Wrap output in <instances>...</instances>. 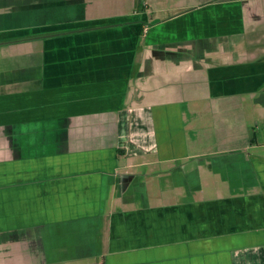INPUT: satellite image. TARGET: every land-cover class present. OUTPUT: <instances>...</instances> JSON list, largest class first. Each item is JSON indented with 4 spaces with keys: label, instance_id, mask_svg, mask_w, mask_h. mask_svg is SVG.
I'll return each mask as SVG.
<instances>
[{
    "label": "crops",
    "instance_id": "crops-1",
    "mask_svg": "<svg viewBox=\"0 0 264 264\" xmlns=\"http://www.w3.org/2000/svg\"><path fill=\"white\" fill-rule=\"evenodd\" d=\"M172 1L0 0V264H264V157L198 86L264 81V0Z\"/></svg>",
    "mask_w": 264,
    "mask_h": 264
},
{
    "label": "rangeland",
    "instance_id": "rangeland-1",
    "mask_svg": "<svg viewBox=\"0 0 264 264\" xmlns=\"http://www.w3.org/2000/svg\"><path fill=\"white\" fill-rule=\"evenodd\" d=\"M178 1L180 0H173L170 4L172 5ZM38 12L35 13L34 11H26L24 8H20L13 15L20 18H27L26 16L28 15L30 20L38 21L40 15ZM7 16L12 18L10 12L7 13ZM7 16H3V13L1 15L2 18H6ZM256 38L259 40L257 50L252 52L264 55V32L258 34ZM248 42H246V48L249 47ZM241 50H236L234 54L240 58L247 56V51ZM248 53L250 56L251 51L248 50ZM212 61L215 63V60L212 59L207 60V64H211ZM204 83L205 81H201L198 86L201 89L202 95L206 93L210 94L206 108L211 109L210 112H213V114L210 115L211 119L208 118L209 126L207 125V127L210 130L206 131V134L211 139H214L213 149L227 150L236 148L241 150L242 147L247 145L249 149H246V151L248 153L264 157V81L256 80V82L246 83L245 85L252 87L253 90L240 93V97L227 95V91L223 90V87H216L215 83L214 87L210 83V85L204 86ZM192 85L193 88L190 92L187 91V94L195 96L197 84L193 82ZM245 85H243L244 88H246ZM223 95L226 96L223 97ZM202 123H196L194 127L201 126ZM204 134L202 132L200 136L203 137L205 136ZM203 143L207 144L205 141ZM205 146L202 144L201 148L203 149ZM211 164L215 167L218 163L212 162ZM224 172H226L225 175H228L231 171L226 170ZM0 253H3L1 248Z\"/></svg>",
    "mask_w": 264,
    "mask_h": 264
}]
</instances>
